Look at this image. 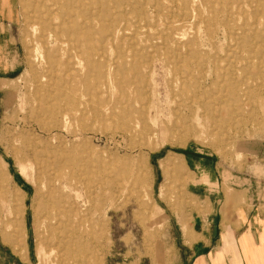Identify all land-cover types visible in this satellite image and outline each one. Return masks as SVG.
Returning <instances> with one entry per match:
<instances>
[{
  "label": "rangeland",
  "instance_id": "1",
  "mask_svg": "<svg viewBox=\"0 0 264 264\" xmlns=\"http://www.w3.org/2000/svg\"><path fill=\"white\" fill-rule=\"evenodd\" d=\"M33 1L0 0V264H181L193 169L264 184V60L234 58L251 1L65 0L57 34ZM202 78L210 108L172 113L166 82Z\"/></svg>",
  "mask_w": 264,
  "mask_h": 264
},
{
  "label": "crops",
  "instance_id": "2",
  "mask_svg": "<svg viewBox=\"0 0 264 264\" xmlns=\"http://www.w3.org/2000/svg\"><path fill=\"white\" fill-rule=\"evenodd\" d=\"M198 208L181 233V264H264V184L255 176L193 169ZM200 206V207H199Z\"/></svg>",
  "mask_w": 264,
  "mask_h": 264
},
{
  "label": "bare ground",
  "instance_id": "3",
  "mask_svg": "<svg viewBox=\"0 0 264 264\" xmlns=\"http://www.w3.org/2000/svg\"><path fill=\"white\" fill-rule=\"evenodd\" d=\"M42 1H44L46 3V9L44 8L45 10H43V11H39L36 9L33 10L36 13V15H34V17L36 18V22H34V23L39 24L40 28L43 32H47V31L52 30L53 33L57 34V28H60V31H61L62 25L59 27L60 23L54 22L53 15H55V13L59 9V7H65L66 6V4L64 3L65 0H34L33 2L30 3V5L33 8H35L38 5H42ZM170 1H172V0H170ZM250 1H251L250 2L251 6L253 7V10L250 12V15L252 18H254V21L247 23L246 27L251 29V35L246 36L245 38L240 37V29L241 28L238 26L237 28L235 27V29H234L235 30L234 31L235 36L233 37V39H234L235 44H237L240 47H242V46L245 47V52L248 55L247 59H246V57H243V58H245V59H243V58H241V56L234 55V58L239 60V63L241 66L246 64V62H249L253 59L258 60L259 62L264 60V33L261 31V28L258 24L259 22H261L260 21L261 19L258 18V15H262V12L264 11V0H250ZM186 2H187V0H183L184 7H188V5H187L188 2L187 3ZM52 6H53V8H52ZM68 9H69L68 20L64 23H68V21H70V18H71L70 15H72V13H71L73 10L72 7L70 6V7H68ZM260 9H262L263 11H260ZM158 10H160V9H158ZM165 16L167 18H170V19L165 20L162 23V25H161L162 27H160V30L158 32V33H161V36H160L161 42L160 43H162V44L166 43V41L168 39L171 42H174V38L171 35V31H172V29L175 28V26H177L176 25L177 20L174 19L176 14L173 11L168 13V14H165ZM92 17H94L93 14L87 15L83 18L82 21H79V23H74L72 27L74 28V26H77V27L87 31L91 27H93V25H94L92 22ZM262 22H263V20H262ZM255 24L257 25V27L255 26ZM31 25H33V24H31ZM32 29L34 30L33 27H32ZM180 36H182V35H180ZM49 39H50V37H49ZM185 43L186 42H184L182 44V46H186ZM187 50H188V48L186 47V52L188 54L189 52ZM236 51H238V50H235L234 53ZM193 53L196 54L197 51H193ZM177 54H178V56L180 55V53H177ZM75 56H76V54H75ZM62 62H63V64H65L68 62V60H62ZM249 64H250V62H249ZM206 80L207 79L202 78L201 80H199V81L197 80L195 83H192L193 85H191V86H193V87H192L191 94L187 91V88L190 85L185 79H179V82L177 83V85H174L173 83L171 84V83L166 82V87H168V89H169V92L166 94V96L169 97V99L176 100L175 104L173 106L169 107V110L172 113H174L175 111H181V109H186V111H188L189 114H192L193 116L200 113V112L208 110L211 106V103H210V101H208L210 94L208 93V91H209L208 88L205 87ZM208 80H210V82L212 83V85H211V87H212L215 84V79H208ZM131 93H132L133 98L135 100L139 101L138 94H136L133 91ZM186 93H188V94H186ZM227 95H228V93L226 94V96ZM223 97H225V96H223ZM219 99H220V97H219ZM187 100H189V101L187 102ZM223 101H225V100H223ZM146 102L150 103V99L148 96H145V103ZM213 106L214 105H212V107ZM183 107H185V108H183ZM240 107L244 108V102L240 105ZM146 108H147V106H145V107L140 106L139 112L141 113L142 110L147 111ZM66 116L67 115H65L64 117H66ZM141 118H142V116H141ZM94 260H95V262H94L95 264H101L100 260H98L97 258Z\"/></svg>",
  "mask_w": 264,
  "mask_h": 264
}]
</instances>
